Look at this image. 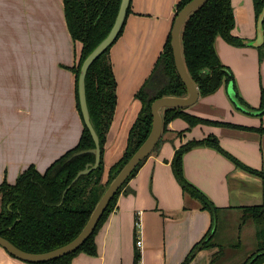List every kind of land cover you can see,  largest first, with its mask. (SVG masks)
Returning a JSON list of instances; mask_svg holds the SVG:
<instances>
[{"label": "crops", "instance_id": "obj_1", "mask_svg": "<svg viewBox=\"0 0 264 264\" xmlns=\"http://www.w3.org/2000/svg\"><path fill=\"white\" fill-rule=\"evenodd\" d=\"M179 1L130 2L131 12L123 32L111 48L117 104L105 143V162L108 158L107 162L112 164L113 153L122 155L123 147L116 148V145L128 139L141 109L135 94L150 76L165 47ZM17 2L24 4L27 0ZM232 4L236 19L234 35L245 41L255 40L257 20L253 0H232ZM20 9L0 0V14L10 21L17 17L20 22ZM55 10V69L38 72L52 81L43 90L46 96L38 99L41 104L36 99L37 105L29 108L22 103L21 96L16 95L23 89L19 85H15L16 101L12 104V87L6 78L13 74L8 70L7 57L10 55L4 50L9 41H3L5 31L0 25V186L4 180L16 183L19 175L32 164L45 172L57 158L77 145L82 134L84 125L77 109L76 77L70 69L76 62V49L80 46L69 32L63 0H55ZM62 39L68 48L72 47L70 59L63 51H58V47H66L61 43ZM215 47L223 64L234 74L239 97L252 108H262L264 55L260 57L259 47L233 45L222 36H217ZM16 48L14 45V50ZM185 111L239 126L200 123L188 129L187 120L181 117L171 120L163 130L160 144L129 180L96 233L97 253L81 252L73 258L72 264H135L137 251L141 253L140 264L184 262L192 247L212 226L209 210L203 209L200 200L183 191L171 166L175 151L190 140L215 135L225 150L251 168L264 172V132L256 129L264 127V114L253 115L237 108L229 97L228 85L221 86L213 94L200 95L198 101ZM183 165L188 180L222 209L221 227L219 225L212 240L216 246L199 250L188 264H213L215 252L222 256L214 264H243L259 249L256 225L250 221L242 222L245 227L237 231L231 222L235 219L234 212H240L241 208L264 204V177L236 166L210 146H196L187 151ZM43 167L45 169L41 170ZM138 218L141 247L136 243ZM249 227H253L251 232ZM235 236L238 237L235 239ZM237 241L241 246L231 249ZM219 245L224 249L217 251ZM244 250L247 251L245 255ZM0 264L31 263L12 256L0 246Z\"/></svg>", "mask_w": 264, "mask_h": 264}, {"label": "trees", "instance_id": "obj_2", "mask_svg": "<svg viewBox=\"0 0 264 264\" xmlns=\"http://www.w3.org/2000/svg\"><path fill=\"white\" fill-rule=\"evenodd\" d=\"M189 1L180 0L176 7V14ZM253 1L256 20H258L264 6V0ZM120 2L121 0H63L69 32L77 46H80V53L78 50L76 54V64L70 69L76 74L77 108L81 117L78 96V78L81 65L87 55L110 31ZM130 12L131 5L128 7L127 15ZM235 24L232 0H208L190 14L183 27L182 44L185 62L191 76L199 86L202 96L215 93L221 86H227L231 80L235 83L231 68L223 64L215 47L217 36H222L233 45L245 44L244 39L234 35ZM124 26L125 22L115 41L92 63L86 76L88 107L93 125L99 135L102 152L99 167L89 174L81 176L67 189L77 173L84 169L87 163L95 161V155L92 153H86L68 161V158L75 151L95 147L90 130L83 121L84 128L77 145L57 158L45 172H40L32 164L19 175L16 183L11 184L4 180L0 186V234L23 250L45 252L74 239L86 224L108 184L148 136L152 126V102L164 95H185L187 93V88L175 66L170 32L150 76L135 94V98L141 101L142 106L129 131L126 151L118 161L111 165L108 181L103 184L102 178L105 172L103 153L117 104V80L111 60V48L122 34ZM263 47L264 43L259 46L261 58L264 55ZM205 68H208L209 72H202ZM235 89L238 93L236 84ZM262 95L261 106L263 107L264 88ZM240 99L246 104L241 97ZM163 116V130H166L169 122L177 117L189 122L188 129L200 123L239 126L229 122H218L198 117L185 111V108H165ZM248 128L252 129V127ZM256 129L264 132L263 126ZM160 142L161 139L157 146ZM202 145L218 150L231 159L236 166L264 177L263 171L251 168L225 150L215 135H209L201 140H190L175 151L171 161L175 177L181 184L183 191L200 200L203 209L209 210L212 216V226L209 232L192 247L182 264H188L199 250L215 247L216 244L212 240L219 225L221 227L222 209L188 180L184 173L185 153ZM145 160L146 158L138 164L124 185L118 190L93 234L76 251L51 261L31 264H72L73 258L81 252L95 255L97 253L96 233L114 209L120 193ZM66 189L67 191L64 193ZM241 212L242 222L250 221L256 225V236L259 243V249L249 256L243 264H260L264 261V204L243 207ZM232 246L233 248L234 246L238 247L240 243H235ZM223 249L224 247L219 245L217 251ZM220 256H222L220 253L215 252L212 263H217ZM140 262L141 253L137 251L135 264H140Z\"/></svg>", "mask_w": 264, "mask_h": 264}, {"label": "water", "instance_id": "obj_3", "mask_svg": "<svg viewBox=\"0 0 264 264\" xmlns=\"http://www.w3.org/2000/svg\"><path fill=\"white\" fill-rule=\"evenodd\" d=\"M207 1L208 0H190L188 3H186L176 14L171 28V46L173 50L175 66L179 76L181 77L183 83L187 88V93L185 95H164L156 98L152 102V126L148 136L143 141V143L134 151V153L123 165L117 175L108 184L107 188L96 203L86 224L79 232V234L68 243L45 252H29L23 250L16 244H14L11 240L0 234V246H2L9 254L29 263H40L51 261L76 251L93 234L111 200L116 195L118 190L124 185L132 172L138 166V164L155 150L163 133L164 109L186 108L194 105L198 101L201 95V91L199 86L191 76L185 62L182 44V31L190 14ZM130 2L131 0H121L114 24L111 27L110 31L87 55L81 65L78 78L79 104L82 113V119L85 125L90 130V133L95 142V147L75 151L68 158V161L86 153L94 154L95 161L87 163L85 168L80 170L73 178L67 189H69L75 182H77L81 176L89 174L93 170L97 169L100 165L102 158L101 145L99 135L93 125L88 107L86 95V76L92 63L117 38L127 18V10L130 6ZM244 43L257 47L261 46L264 43V6L257 20V38L252 41H245ZM203 71L209 72V69L205 68L202 70V72ZM228 94L232 102L240 110L253 115L264 114V106L260 109H256L242 102L235 89V83L233 80L228 83ZM67 189L64 191V193L67 191Z\"/></svg>", "mask_w": 264, "mask_h": 264}, {"label": "rangeland", "instance_id": "obj_4", "mask_svg": "<svg viewBox=\"0 0 264 264\" xmlns=\"http://www.w3.org/2000/svg\"><path fill=\"white\" fill-rule=\"evenodd\" d=\"M1 2H8L12 5H17L19 9L21 8L19 11L20 14H22V17H20L19 19L20 22H18L17 17L10 21L6 16L0 14V25L3 31H5L3 41H9L4 50L7 54L10 55L7 57L9 60L8 70L13 74V77L6 78L9 87H12V93H10L12 104H14V102L16 101V96L14 94L15 85H19L23 89L16 95H18L19 97L21 96L20 99L23 100L22 103H25L27 108L36 106L37 104L35 103V100L41 99V97H43L44 95L46 96V93L43 92V90H45L47 86L49 87L50 83L48 82L52 81V79L49 77H42L38 75V72L42 69H55V0H27V2H25L24 4H19L17 0H1ZM25 10H27V13L24 12ZM62 41L61 43H64L63 39ZM14 45L17 47L15 50ZM58 48L59 53L63 51L69 59L71 58L72 47L68 48V46L64 47L62 45ZM78 48L80 53V47H77L76 50L78 51ZM37 102L41 104V100H38ZM44 104L46 103L43 102V105ZM139 104L141 108V101ZM47 111L48 110H46V113H48ZM127 143L128 139L127 141L117 143L116 148L122 146L124 150L121 153V156L113 153L111 158L112 164H114L124 155L127 148ZM107 159L106 162L104 161L105 172L102 178L103 184H106L108 181V172L109 168L112 165L111 163L107 162ZM44 169V167L41 168V170ZM234 214L235 219L231 223H233V228L236 227L237 231H239L243 226L242 212L236 211L234 212ZM244 227L245 226L242 227L241 231ZM249 228L251 232L253 227ZM237 237L238 236H235L234 238L236 239ZM243 241L244 240H242V243ZM238 242L239 241H237V243ZM240 246H234V249L239 248ZM231 249H233V246L231 247ZM242 253L245 255L247 251L244 250V252Z\"/></svg>", "mask_w": 264, "mask_h": 264}, {"label": "built area", "instance_id": "obj_5", "mask_svg": "<svg viewBox=\"0 0 264 264\" xmlns=\"http://www.w3.org/2000/svg\"><path fill=\"white\" fill-rule=\"evenodd\" d=\"M136 225H137V246L138 247H141L142 246V238H141V235H140V232H141V222H140V219L138 218V220L136 221Z\"/></svg>", "mask_w": 264, "mask_h": 264}, {"label": "flooded vegetation", "instance_id": "obj_6", "mask_svg": "<svg viewBox=\"0 0 264 264\" xmlns=\"http://www.w3.org/2000/svg\"><path fill=\"white\" fill-rule=\"evenodd\" d=\"M254 2V1H253ZM239 96V95H238ZM243 102V101H242ZM247 104V103H246Z\"/></svg>", "mask_w": 264, "mask_h": 264}]
</instances>
